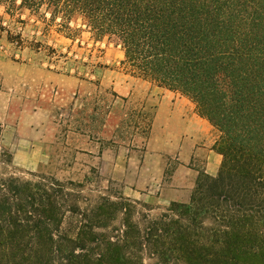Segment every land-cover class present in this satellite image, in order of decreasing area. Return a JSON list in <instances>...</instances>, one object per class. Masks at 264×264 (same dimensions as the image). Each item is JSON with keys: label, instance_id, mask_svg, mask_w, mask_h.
<instances>
[{"label": "trees", "instance_id": "trees-1", "mask_svg": "<svg viewBox=\"0 0 264 264\" xmlns=\"http://www.w3.org/2000/svg\"><path fill=\"white\" fill-rule=\"evenodd\" d=\"M20 6L80 13L97 37L115 38L132 74L189 98L219 131L222 162L216 176L200 175L189 203L160 216L110 197L83 208L73 182L2 172L0 264H264V0Z\"/></svg>", "mask_w": 264, "mask_h": 264}, {"label": "rangeland", "instance_id": "rangeland-1", "mask_svg": "<svg viewBox=\"0 0 264 264\" xmlns=\"http://www.w3.org/2000/svg\"><path fill=\"white\" fill-rule=\"evenodd\" d=\"M20 5L0 0V174L73 182L88 209L110 197L160 216L171 198L189 203L200 175L218 173L219 131L200 149L164 137L150 98L159 86L123 65L115 38L97 37L80 13Z\"/></svg>", "mask_w": 264, "mask_h": 264}, {"label": "crops", "instance_id": "crops-1", "mask_svg": "<svg viewBox=\"0 0 264 264\" xmlns=\"http://www.w3.org/2000/svg\"><path fill=\"white\" fill-rule=\"evenodd\" d=\"M156 90H158L157 94L152 92L150 98L152 95L158 98L156 123L160 125L164 137L175 132L177 137L185 138L184 147L186 149H192V147L200 149L214 127L197 113L196 105L189 98L168 89L157 87ZM177 125L179 128L176 127ZM215 144L211 146L212 153L215 152L213 149ZM171 200L180 201V203L187 202V200L183 201L178 198H171Z\"/></svg>", "mask_w": 264, "mask_h": 264}]
</instances>
